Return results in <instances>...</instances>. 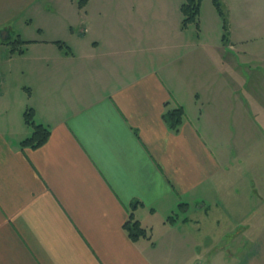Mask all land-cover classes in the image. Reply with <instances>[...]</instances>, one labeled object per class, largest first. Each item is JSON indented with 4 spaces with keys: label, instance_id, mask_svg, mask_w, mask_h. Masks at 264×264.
<instances>
[{
    "label": "crops",
    "instance_id": "1",
    "mask_svg": "<svg viewBox=\"0 0 264 264\" xmlns=\"http://www.w3.org/2000/svg\"><path fill=\"white\" fill-rule=\"evenodd\" d=\"M151 1L0 0V264H199L203 217L235 238L253 211L234 264H264V192L242 158L264 23L219 0L223 38L211 0L198 27ZM178 105L173 130L162 113ZM29 108L50 131L37 147L20 144ZM130 213L146 236L127 235Z\"/></svg>",
    "mask_w": 264,
    "mask_h": 264
},
{
    "label": "rangeland",
    "instance_id": "2",
    "mask_svg": "<svg viewBox=\"0 0 264 264\" xmlns=\"http://www.w3.org/2000/svg\"><path fill=\"white\" fill-rule=\"evenodd\" d=\"M204 1L205 2H203L202 14H205L206 16L211 15L212 12L211 10L209 11V6L212 9L213 0H211L212 2L210 0ZM247 1H249L250 7L255 12L252 14L255 16L257 15L256 17L253 16L254 25H261L262 23H264V0ZM159 2L164 6L171 2L170 6L175 8L177 11H179L180 7L181 12V5L178 6L179 3L176 0H159ZM138 4H141V6H146L141 11L147 9L152 10L151 0H138L137 5ZM167 10L171 11V9L169 8ZM181 16H183L182 12ZM262 39H264V37H262ZM7 53L8 50H6V48H0V61L5 58ZM254 86L258 90L257 99L255 101H257L258 104H260L261 102V104L264 105V79H262V81L257 79L254 83ZM259 88H261V91L259 90ZM248 116L253 119L254 123V127L252 130L253 137L252 139H248L245 142L247 146H245L243 151L245 152L246 157L242 158L246 161V163L252 165V170L257 175L258 181L256 182L259 186V190L264 192V136H260L259 133V131L261 132L262 129H264L262 128L264 127V107H262V110L259 113L253 111V113L251 115L248 114ZM214 215L219 219V228L213 227V224L211 222V218L214 219V217H212ZM214 215H212L211 218L203 217V219L199 221V264H234L242 251L248 246L250 238V234H248V232H256L254 229V225H252L249 231L248 227L244 225L249 224L252 220V222L254 223V219H256L257 215L259 216V213L253 211L246 216V218L244 219L245 222L243 223V227L237 229L235 238L234 235H232V230L226 231L227 229H223L226 226L227 221L223 220V218H220L222 217V215ZM244 215L245 213H235L236 218H243ZM243 232L246 233V236L240 237ZM202 248H204V250H202Z\"/></svg>",
    "mask_w": 264,
    "mask_h": 264
},
{
    "label": "trees",
    "instance_id": "3",
    "mask_svg": "<svg viewBox=\"0 0 264 264\" xmlns=\"http://www.w3.org/2000/svg\"><path fill=\"white\" fill-rule=\"evenodd\" d=\"M86 2V0H78L79 5H83ZM202 0H184V2L181 4V12L183 14V18L181 21V27H186L189 23L194 22L196 24V27H198V15L200 11ZM213 4L221 16L222 19V29H223V35L222 37L225 38L226 34L228 32V19L227 16L222 9L221 3L219 0H213ZM19 40V43H26L28 41L21 40L19 38L16 39ZM15 48V47H13ZM16 50L19 52L22 51L21 47H16ZM184 116V110L183 107L178 105L171 109H166L162 113V118L166 122V124L173 130H177L179 125L181 124ZM24 119L27 124H29L32 127V133L30 136L24 138L21 140V145H28L30 147H37L45 143L49 136V128L45 125L35 123L33 119V110L29 108L24 113ZM136 200L134 203H137ZM133 203V204H134ZM170 220V217H168ZM124 228L127 232V235L133 239L136 240L139 237L146 236V229L142 227L140 222L133 217V214L130 213L127 220L124 222Z\"/></svg>",
    "mask_w": 264,
    "mask_h": 264
}]
</instances>
